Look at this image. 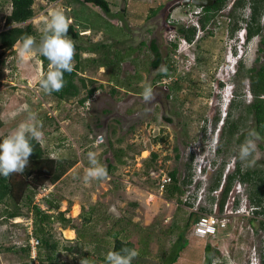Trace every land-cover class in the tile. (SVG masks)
I'll list each match as a JSON object with an SVG mask.
<instances>
[{
  "label": "rangeland",
  "instance_id": "rangeland-1",
  "mask_svg": "<svg viewBox=\"0 0 264 264\" xmlns=\"http://www.w3.org/2000/svg\"><path fill=\"white\" fill-rule=\"evenodd\" d=\"M107 1L109 12L82 0L34 3L31 21L36 39L56 10L63 11L81 34L75 41L83 47L79 51V74L94 79L92 83L87 81V88H97L83 104L79 99L86 95L87 88L77 77L80 93L76 97L60 99L43 92L39 80L45 69L37 50L21 62L17 44L0 57V135L6 136L22 122L36 123L43 133L40 141L51 155L78 158L57 183H49L37 193L33 203L23 202L25 215L7 220L3 216L6 206L0 203V264L47 262L49 248L40 245L32 257L26 246L32 236L37 237L32 206L39 203L48 210L41 197L49 192L82 235L77 236L72 229L73 237L65 236L70 227L63 228L56 219L44 224V233L59 240L55 254L69 264H81L82 260L84 264H106L103 258L113 251L116 236L134 243L138 255L132 263L169 264L182 231L187 244L173 264H204L207 243L216 251L213 264H264V218L251 210L250 181L239 183V189L234 185L232 212L226 208L220 212L217 206L226 176L234 173L235 166L239 164L242 172H264V134L258 131L254 116L246 112L252 100L249 79L232 71L229 78L225 76V68L230 67L228 49L236 40L239 44L236 33L231 35L226 9L206 29L197 28L194 41L188 42L178 28L196 22L197 7L170 11L166 4L174 0ZM0 2L1 30L11 5L9 0ZM238 12L248 15L247 9ZM260 38L255 36L245 47L244 68L254 63ZM153 40L169 63V75L159 77L163 64L152 66ZM101 43L109 45L106 54ZM109 59L113 65L108 67L102 61ZM76 62L72 58L73 67ZM226 83L236 85L234 94L239 96L232 98L235 103L228 109L226 101L231 94ZM148 85L155 98L146 102L142 91ZM227 120L239 124L228 143L222 136ZM252 130L258 134L256 151L248 161L241 162L239 146ZM89 152L95 154L107 176L85 183ZM152 152L157 153L156 158ZM108 160L115 166L111 173L107 171ZM221 169L220 186L209 191ZM173 170H177L181 182L190 180L180 201L166 198L165 187H160L161 178L169 177ZM190 212L218 213L227 227L219 229L215 237L197 236L193 221L186 228ZM70 246L75 248L70 251Z\"/></svg>",
  "mask_w": 264,
  "mask_h": 264
},
{
  "label": "trees",
  "instance_id": "trees-1",
  "mask_svg": "<svg viewBox=\"0 0 264 264\" xmlns=\"http://www.w3.org/2000/svg\"><path fill=\"white\" fill-rule=\"evenodd\" d=\"M5 1V0H4ZM49 2H55L58 0H47ZM245 0H239L238 4L243 5ZM10 2V11L4 16V26L0 30V48L2 51L0 52V57L9 50H13L14 47L19 44L21 45L22 40L25 36H31L36 41L37 45L40 42V38L36 39L37 31L32 24V18L35 15L34 3L35 0H9ZM84 3H92L93 5L99 6L103 10L109 12L110 11V3L107 0H82ZM253 15L252 22H249V37L253 34L257 33L259 28L252 26L254 22L257 24L261 12L264 8V0H250ZM1 3V2H0ZM226 4V0H216V4L214 6L215 10H219L224 7ZM206 11L211 9V6L204 8ZM155 11V10H154ZM213 13L207 12L204 16L201 17L200 23L204 28L208 23L210 17ZM196 27L193 25L189 28L184 26H180L178 28V32L186 38L188 42H192L196 35ZM233 31V29H232ZM66 36L70 37L76 48V52L73 54V58L76 59V64L73 67V70L68 73H64V86L58 92H52L51 94L57 96L60 99H69L71 97H76L80 93L79 85L75 82V78H79L83 87L87 86L88 82H94L92 78H86L79 74L80 68V57L79 51L83 48L75 43V41L80 38L81 34L77 29V26L73 23H70L68 32ZM102 47L105 48L103 54H106V51L109 50L108 44L101 43ZM176 47V44L174 43ZM151 49L155 54V58L152 61L153 67H159L163 64V70L160 73L159 77L169 75V63L167 59L164 58L162 53L160 52V48L155 40L151 42ZM117 57V56H116ZM40 59L42 60L43 67L45 69L44 74L49 70V62L48 60L40 55ZM106 59V57L104 58ZM3 59H1L2 61ZM95 60V59H94ZM100 59H97L99 61ZM111 60V61H110ZM116 60H118L116 58ZM4 61V60H3ZM102 63L105 66L113 65L112 59L104 60ZM118 63V61H117ZM114 67V66H112ZM118 67V66H117ZM118 69V68H117ZM252 73H249L251 92L254 96L252 102L247 105L248 113H253L255 120L258 125V131L261 134H264V63L260 65L259 68H250ZM0 70V77H1ZM97 88L95 86H90L87 88L86 95L79 99V102L83 104V102L91 96ZM113 91H116V88H112ZM239 129V124L236 120H227V124L223 129L222 136L225 139V142L228 143L232 140L235 133ZM5 136L0 135V138ZM33 144V153L29 157V165L25 168L23 173L20 174H11L8 177L0 176V203L5 204V214L3 215L7 220L20 217L25 215L22 212V204L30 205L33 203L34 197L37 193L41 192L43 188H46L48 184L57 183L63 176H65L69 170L78 162V158L76 156H54L49 153L48 148L42 144L41 141L37 142L35 140L32 141ZM153 158L157 157L156 152L151 153ZM193 155L191 156V159ZM114 164H112L109 160L107 163V171L111 173L114 169ZM264 172L260 169H248L242 172L240 165H237V169L234 173L228 175L224 189H223V198L218 202L219 211L222 212L224 209V203L226 201V197L228 192L230 191L234 180L237 178L236 176L241 175V181H250L253 187L250 189L249 193V201L250 204L253 205V213L262 215L264 218ZM169 177L171 181L165 185V194L166 198L172 199L177 198L179 200L180 196L183 194L184 185L190 182V180H185L183 182L178 178L177 170H173L169 173ZM222 179V169L216 175L215 180L208 187L209 191H213L217 189L221 184ZM47 205V209H43L39 203L33 204V219L35 225V233L39 239V245H44L46 248H49L51 251L47 254L46 259L47 262L45 264H69L66 261H63L57 257L55 254L56 249L59 246V240L52 239V236L46 235L44 233V224L50 223L52 220L56 219L62 223L63 228L70 227L71 229H75L77 236L82 238V235L79 233L78 227L72 223L73 219L65 216V211L59 210L60 201L53 196V194L47 193L42 196ZM180 201V200H179ZM202 211L207 212V208H200ZM49 211H57V213L49 212ZM196 212H190L187 227H190L191 221H196L198 218ZM6 220V221H7ZM261 226L264 229V220L261 221ZM216 236V235H215ZM214 236V237H215ZM178 242L172 248V256L170 258L169 264H173L179 258L180 252L187 244V239L185 238V233L182 231L178 236ZM11 247L10 249H13ZM75 247L70 246L67 247L70 251H72ZM124 248H134V243L131 240L123 239L119 236L114 237L113 242V251H121ZM9 249V248H8ZM24 249V248H23ZM28 253L30 252L29 244L26 246ZM205 261L204 264H213L214 255L216 253L215 248L207 243L205 245ZM105 260V258H103ZM132 264H140V263H132Z\"/></svg>",
  "mask_w": 264,
  "mask_h": 264
},
{
  "label": "clouds",
  "instance_id": "clouds-1",
  "mask_svg": "<svg viewBox=\"0 0 264 264\" xmlns=\"http://www.w3.org/2000/svg\"><path fill=\"white\" fill-rule=\"evenodd\" d=\"M70 21L63 11H52L46 23L39 44L31 36H25L17 50L21 62L26 61L34 50L49 62V70L39 80V87L45 94L60 91L64 86V73L73 70L72 58L74 44L67 38ZM142 98L152 101L155 96L150 85L145 86ZM34 119V118H33ZM43 133L36 123H20L16 129L0 138V176L23 173L29 165V157L33 153L32 141L39 142ZM248 137L240 144L238 158L241 162L248 161L256 151L255 139L258 134L252 130ZM89 167L85 171V183L90 180H102L107 176L106 169L98 162L94 153H88ZM138 255L134 248H124L121 251H110L106 257V264H132ZM84 264V261H81Z\"/></svg>",
  "mask_w": 264,
  "mask_h": 264
},
{
  "label": "flooded vegetation",
  "instance_id": "flooded-vegetation-1",
  "mask_svg": "<svg viewBox=\"0 0 264 264\" xmlns=\"http://www.w3.org/2000/svg\"><path fill=\"white\" fill-rule=\"evenodd\" d=\"M176 1H178V0H174L173 2L166 4V7H165L166 10H170V6L173 3H175ZM179 1H182V0H179ZM238 1L239 0H226V4L224 5V7L219 9L218 11L214 9V6L216 4V0H212V3L210 5H208V6H211V9L209 11H206L204 9L205 7H208V6H198L196 4H193L192 2H189L186 5L181 4L179 7H186L187 10L189 9L188 7H191V8L197 7L198 8V10H194L195 15L197 16L196 22H193L192 24L188 25V27H186V28H189V27L194 25L196 27V30H197V28L203 29V30L206 29L208 23L211 22V21H214L215 18L217 17V15L219 14V12H221L224 9H226L225 12H226V16L229 17V23H230L229 27H230V30H231V35L233 36L236 33V37L239 39V44L236 43V42H238L236 40L234 42L233 46H230V50L228 49L227 59H228V62L230 64V67L228 65L229 68H227V67L225 68V76H227L229 78L230 77V72L232 71L234 74H239L240 76H246L245 78L249 79L248 71L250 73L253 72V71H250V68H259L260 65L264 63V55H259V53L264 51V33H263V30H264L263 24H264V22L262 20V18L264 17V8H263V10L261 12V15L259 17V20H258L257 24H255L254 22L252 23V26H254V28L255 27L259 28L258 32L253 34L251 37H249V22L252 20V15H253L251 2H250V0H245L243 5H240V4H238ZM179 7H177V8H179ZM245 9L248 10V13H247L248 15H245V14L241 15V12H238V10L244 11ZM170 11H172V10H170ZM207 12H210V13H213V14L210 17V19H209L208 23L206 24V26L203 28L201 26L200 19ZM232 29H233V31H232ZM196 34H197V31H196ZM258 35L261 36V38L259 39L261 46L257 48L258 55L255 57V59L253 61L254 63L251 66H249L247 68H244L245 66L243 65V56H244L245 52L247 51L245 49V47H247V45L250 43V41L255 36H258ZM195 37H196V35H195ZM184 39H185V41H187L185 37H184ZM194 39H193V41H194ZM197 39H200V37H198ZM222 81L225 82L224 79ZM249 82H250V79H249ZM226 85H227V83H226ZM235 87H236V85H234V84H230V85L226 86V88L228 89V91L231 94V97L230 98L228 97V99L226 101V103H227L226 105L227 106L225 107V109H228L230 107V105H233L235 103V101L233 102L232 98L239 97L238 95L234 94ZM249 92L251 93L252 100H253L254 96H253V94L251 92V85L250 84H249ZM252 100H251V102H252ZM246 112H248L247 106H246ZM251 114L253 115V113H251ZM224 123H225V121L223 122V124ZM225 126H224V128H225ZM235 168L237 169L236 166H235ZM230 174L231 173H229L228 175H230ZM228 175L226 176V179H225V181L223 183L222 190L220 192L221 195H220V198L218 199V202L223 198V192H224L223 189H224V186H225V183H226ZM240 176L241 175H239V177H237L234 180L233 185H232L230 191L228 192V195L226 197V201L224 203L223 211L226 208L228 199L231 197L230 193L232 192V190L234 188V185L235 184L237 185L236 189H237V187H238V189L240 188V184L242 183V181L240 179L241 178ZM238 191L239 190H237V192ZM234 201H235V198H234ZM234 201H233V205L235 203ZM218 202H217V206H218ZM233 205H232V209L234 208ZM250 207H251V210L253 211V209H254L253 205H251ZM232 209L230 210V212H232ZM218 211H219V208H218ZM251 264H253V263H251Z\"/></svg>",
  "mask_w": 264,
  "mask_h": 264
},
{
  "label": "built area",
  "instance_id": "built-area-1",
  "mask_svg": "<svg viewBox=\"0 0 264 264\" xmlns=\"http://www.w3.org/2000/svg\"><path fill=\"white\" fill-rule=\"evenodd\" d=\"M171 181L170 177H162L161 178V189L165 187L167 183ZM227 222L225 218L221 217L218 213H204L198 215L196 221H194L193 231L194 234L200 237H213L217 235L219 229L226 228ZM39 245V239L37 237L32 236L30 238L29 246H30V255L35 257L37 254V247Z\"/></svg>",
  "mask_w": 264,
  "mask_h": 264
},
{
  "label": "water",
  "instance_id": "water-1",
  "mask_svg": "<svg viewBox=\"0 0 264 264\" xmlns=\"http://www.w3.org/2000/svg\"><path fill=\"white\" fill-rule=\"evenodd\" d=\"M189 2H192L193 4H196L198 6H208L212 3V0H182V1H176L170 6V10H173L177 7H179L181 4H188ZM235 191V190H234ZM231 197L233 198L231 201L227 202L226 205V211H230L232 209L233 201H234V195L233 192L231 194Z\"/></svg>",
  "mask_w": 264,
  "mask_h": 264
},
{
  "label": "bare ground",
  "instance_id": "bare-ground-1",
  "mask_svg": "<svg viewBox=\"0 0 264 264\" xmlns=\"http://www.w3.org/2000/svg\"><path fill=\"white\" fill-rule=\"evenodd\" d=\"M73 235H74V232H73L72 229H66V230H65V236L71 238V237H73Z\"/></svg>",
  "mask_w": 264,
  "mask_h": 264
},
{
  "label": "crops",
  "instance_id": "crops-1",
  "mask_svg": "<svg viewBox=\"0 0 264 264\" xmlns=\"http://www.w3.org/2000/svg\"><path fill=\"white\" fill-rule=\"evenodd\" d=\"M89 28V27H88ZM83 76H85V75H83ZM46 195V194H45ZM16 218H19V217H16ZM70 229V228H69Z\"/></svg>",
  "mask_w": 264,
  "mask_h": 264
}]
</instances>
